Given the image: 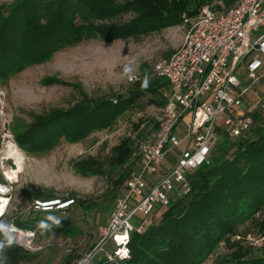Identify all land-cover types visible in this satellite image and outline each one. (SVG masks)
Instances as JSON below:
<instances>
[{"label":"trees","instance_id":"obj_1","mask_svg":"<svg viewBox=\"0 0 264 264\" xmlns=\"http://www.w3.org/2000/svg\"><path fill=\"white\" fill-rule=\"evenodd\" d=\"M215 1L19 0L0 8V80L83 41L112 43L182 26L204 5ZM220 6L228 8L230 3ZM127 15L132 17L120 20ZM154 66L152 72L144 71L146 81L139 77L134 81L128 94L94 100L76 85L82 100L67 109H52L45 117L35 116L26 131L16 134L18 144L40 152L50 150L61 139L82 141L96 130L111 127L145 98L146 105L161 111L169 83L155 75ZM249 114L254 118L251 129L239 137L219 129L209 162L188 175L190 191L174 199L161 218L152 219L144 233L131 234V258L125 264H207L216 253L220 256L222 247L229 252L212 264H264V254L256 256L257 247L248 243L247 234L241 231L246 224L254 223L264 233V109L255 107ZM148 124L142 129H147L142 141L158 128L157 119L149 128ZM134 142L126 137L112 149L110 164L123 168L114 182L116 186L125 183L137 166ZM75 169L86 177L104 172L94 157L77 162ZM36 196L51 199L54 194ZM41 214L15 221L46 235L82 232L69 218L57 220ZM0 253L8 264H23L31 254L1 233ZM99 264L109 263L101 259Z\"/></svg>","mask_w":264,"mask_h":264},{"label":"rangeland","instance_id":"obj_2","mask_svg":"<svg viewBox=\"0 0 264 264\" xmlns=\"http://www.w3.org/2000/svg\"><path fill=\"white\" fill-rule=\"evenodd\" d=\"M18 1L0 0V8ZM131 17L127 15L120 20ZM190 27L191 23L185 21L182 26L140 38L112 43L97 39L83 41L0 80V182L12 187L5 221L22 219L35 200L50 198L37 194L53 193V198L75 202L65 211L41 215L57 220L69 218L82 231L76 235L38 232L37 246L41 249L26 256L23 264H72L93 245L94 233L105 227L115 198L124 188V183L118 186L114 183L123 168L110 164L113 147L126 137L133 142L144 140L147 129L142 130L143 125L149 121V128L161 111L146 105L145 98L111 127L96 130L79 142L61 139L47 151L25 150L18 144L16 134L26 131L35 116L45 117L52 109H67L81 101L83 96L76 85L94 100L128 94L134 85L130 78L136 75L142 82L146 81L144 71L152 72L159 59L173 54ZM258 85L264 96V76ZM254 106L251 95L239 112L243 114ZM176 154L177 151L171 150L167 162ZM88 157L96 158L104 172L89 177L78 173L75 164ZM9 172L14 173V181L8 180ZM34 215L35 212L30 214ZM241 231L247 234L248 243L250 238L264 235L254 223L246 224ZM218 252L220 256L216 253L207 264L229 251L222 247ZM254 254H264V247L255 248ZM0 264H8L1 253Z\"/></svg>","mask_w":264,"mask_h":264},{"label":"built area","instance_id":"obj_3","mask_svg":"<svg viewBox=\"0 0 264 264\" xmlns=\"http://www.w3.org/2000/svg\"><path fill=\"white\" fill-rule=\"evenodd\" d=\"M230 3L228 8L220 6ZM191 23L181 46L154 66L157 77L166 79L169 90L163 93L165 105L157 117L158 128L145 141L137 140L133 154L137 160L124 188L115 198L110 221L94 233L93 245L75 264H125L133 232L144 233L154 212L168 209L174 199L190 191L188 175L209 162L218 142L219 129L231 137L248 132L254 124L249 114L255 107L264 109V96L258 83L264 76V0H219L204 5ZM139 78L134 75L131 81ZM255 106L245 110L247 97ZM188 119L183 138L179 124ZM189 142L176 163L162 172L167 154ZM147 177H151L150 184ZM12 187L0 182V233L9 242L28 251L37 246L38 231L5 221L11 203ZM74 200L62 198L35 200L33 212L65 211ZM239 238V237H238ZM257 248L264 247V235L250 238Z\"/></svg>","mask_w":264,"mask_h":264},{"label":"crops","instance_id":"obj_4","mask_svg":"<svg viewBox=\"0 0 264 264\" xmlns=\"http://www.w3.org/2000/svg\"><path fill=\"white\" fill-rule=\"evenodd\" d=\"M183 40H184V39H183ZM183 40H182V43H183ZM182 43H181V44H182ZM259 88H260V87H259V85H258V89H259ZM157 117H158V116H157ZM157 117L155 118V121H156ZM155 121H154V122H155ZM148 122H149V121H148ZM148 122H147V123H148ZM152 124H153V123H151V125H152ZM143 127H144V125H143ZM188 127H189L188 119L183 120V121L179 124V126H178V128H177V133H178V135H179L180 138H183V137L186 135ZM188 143H189V142H184L180 147L174 149L175 151H177V154L173 157V160H172L171 162H167V158H166V160H165V162H164V164H163L162 172L167 171L168 169H170V168L176 163L177 157L179 156V154L181 153V151H182L183 149H185V147L187 146ZM169 153H170V152H169ZM169 153H168V154H169ZM168 154H167V157H168ZM147 178H148L149 183L151 184V183L153 182V179H152L151 177H147ZM165 210H166V209L156 210V211L154 212L153 219L156 220V219L161 218V216H162V214L165 212ZM109 221H110V216H109V219H108L106 222H104L105 226L108 225Z\"/></svg>","mask_w":264,"mask_h":264},{"label":"bare ground","instance_id":"obj_5","mask_svg":"<svg viewBox=\"0 0 264 264\" xmlns=\"http://www.w3.org/2000/svg\"><path fill=\"white\" fill-rule=\"evenodd\" d=\"M7 175H8V180L14 181L15 176H14V173L13 172H9ZM0 201H3V200L0 199Z\"/></svg>","mask_w":264,"mask_h":264}]
</instances>
